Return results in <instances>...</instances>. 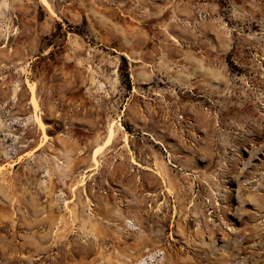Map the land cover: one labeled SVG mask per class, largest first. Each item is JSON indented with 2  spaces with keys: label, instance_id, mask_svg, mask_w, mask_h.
<instances>
[{
  "label": "rangeland",
  "instance_id": "rangeland-1",
  "mask_svg": "<svg viewBox=\"0 0 264 264\" xmlns=\"http://www.w3.org/2000/svg\"><path fill=\"white\" fill-rule=\"evenodd\" d=\"M46 1L0 0V264H264V0Z\"/></svg>",
  "mask_w": 264,
  "mask_h": 264
},
{
  "label": "bare ground",
  "instance_id": "bare-ground-1",
  "mask_svg": "<svg viewBox=\"0 0 264 264\" xmlns=\"http://www.w3.org/2000/svg\"><path fill=\"white\" fill-rule=\"evenodd\" d=\"M44 1V5H46V8H49V11H51L52 13H53V10H52V8H51V6L49 5V3L46 1V0H43ZM34 105H36V103L34 102ZM112 132H110V137H112ZM111 140V139H110ZM109 141V140H108Z\"/></svg>",
  "mask_w": 264,
  "mask_h": 264
}]
</instances>
